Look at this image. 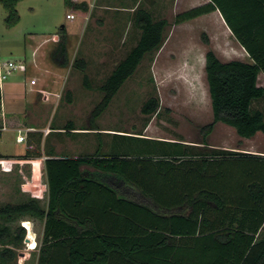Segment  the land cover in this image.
Segmentation results:
<instances>
[{
  "label": "trees",
  "instance_id": "1",
  "mask_svg": "<svg viewBox=\"0 0 264 264\" xmlns=\"http://www.w3.org/2000/svg\"><path fill=\"white\" fill-rule=\"evenodd\" d=\"M20 1L0 0L12 22L20 19ZM74 7L88 9L86 4ZM215 10L255 62L223 61L213 49L206 52L214 121L203 131L206 137L222 122L240 137L252 138L264 132V112L252 108L254 100L264 96L259 85L264 58L241 36L238 24L249 15L250 23L264 27V0H210L177 14L175 23ZM135 25L141 31L138 43L105 79L102 98L89 116V129L99 137L97 119L146 55L162 47L170 21L156 20L140 8ZM58 35L51 57L56 65L68 67L65 25ZM204 39L209 43L207 35ZM74 66L85 71L87 62L80 58ZM84 79L90 87L87 74ZM159 107V98L153 96L142 112L153 114ZM68 128L76 129L73 122ZM43 140V131L29 132L24 157L43 156ZM171 148L158 156L95 153L46 159L48 205L41 206L37 199L0 205V263L16 260L24 227L32 237L31 221L17 229L9 224L28 214L45 221L37 264H264V156L215 149L194 155L182 142H171ZM1 218L8 224H1Z\"/></svg>",
  "mask_w": 264,
  "mask_h": 264
},
{
  "label": "rangeland",
  "instance_id": "2",
  "mask_svg": "<svg viewBox=\"0 0 264 264\" xmlns=\"http://www.w3.org/2000/svg\"><path fill=\"white\" fill-rule=\"evenodd\" d=\"M69 3L68 6L66 0H21L17 5L20 14L17 22L8 19L7 8L0 4V58L4 61L19 60L27 48V64H32L34 44L39 45L43 35L58 32L63 23L76 32L75 36L69 38L71 63L68 67H60L53 62L51 54L58 41L52 40L38 54L48 72L31 68L25 77L23 73L16 72L2 85L4 98L12 99L15 108L27 110V118L22 116L24 110L18 112L24 123L38 127L48 125L46 128L51 129L46 144L53 139L69 143L73 138L89 143L75 147V150L61 148L54 150V153L158 156L171 151V142H182L194 155L202 151L211 153L215 149L264 156V132H258L252 138H242L235 128L217 122L212 133L205 137L204 126L214 121L209 86L203 69L205 54L213 49L217 54H222L220 58L223 61L237 56L234 48L229 47V42H221L220 36L216 38L213 16L175 23L180 8L176 4L171 8L165 1L161 4L155 1L152 5L151 0H95L94 7L87 10ZM140 8L153 11L155 18H167L170 21L164 44L146 55L136 72L126 80L109 107L97 119L102 132L100 138L93 130L73 134L68 124L73 122L74 126H89V116L102 98L100 87L110 75L108 73L138 43L141 31L135 25V16ZM70 11L76 12V19L66 18V13ZM57 19L61 20L59 24H55ZM204 35L208 36L209 43ZM82 57L89 65L85 71L74 66V62ZM85 74L90 79V87L85 85ZM32 77L38 78L36 88L42 86L47 77L45 86L48 84L50 88L57 89L56 94L44 100L41 94L38 96L31 90L20 91L22 94L18 96L14 87L7 88L12 82H20V89L25 83H28V87L32 86ZM259 85L264 86L263 72L259 75ZM58 94L60 97L56 96ZM70 95L72 101H69ZM153 96L159 98L160 107L153 114H144L142 107ZM252 108L264 112V96L254 100ZM16 136V131L6 132L0 151L25 154L28 139L21 143L17 142ZM17 163L9 172L0 166V205L24 203L40 195L38 201L45 207V191L44 194L42 192L45 188L44 174L42 177L39 168L36 165L33 167L30 162L25 165ZM20 167L22 171H19ZM34 169H37L36 173ZM22 186L27 189H22ZM32 186L37 191L33 192ZM23 219H31L34 226L29 241L26 238H29L30 232L24 227ZM1 224L8 222L1 218ZM9 224L13 229L19 226L26 229L25 239L16 248L17 258L12 264H37L43 239V220L27 214L16 216Z\"/></svg>",
  "mask_w": 264,
  "mask_h": 264
},
{
  "label": "crops",
  "instance_id": "3",
  "mask_svg": "<svg viewBox=\"0 0 264 264\" xmlns=\"http://www.w3.org/2000/svg\"><path fill=\"white\" fill-rule=\"evenodd\" d=\"M155 1H157L159 4H161L163 1L168 2V5L171 8H172V6L174 4H176L180 8V13H182V12H185V11H187L189 9L197 7L199 5L205 4V3L209 2L210 0H174V3H172L173 0H151L152 5L155 4ZM150 13L152 14L153 17L155 16L153 11L150 12ZM205 16H213L214 17L215 28L213 29V32H214V34H216V38H217V36H220L219 38H220L221 42L222 41H224V42L227 41V42H229V47L234 48V51H236L234 53L237 54L235 59H239V60H242L244 62H249V63L255 62V59L252 57V55L249 53V51L246 49V47L239 41V39L233 33L232 29L226 23V21H225V19H224V17H223V15H222L220 10H215V11H213L211 13H207V14H204V15L199 16V17H205ZM199 17H197V18H199ZM246 17L247 18L243 19L244 21H240L241 23L238 24V28H239L240 34H241V36L243 38H246V39L249 40L250 45L252 46V48L256 52H260V53L262 52V58H264V27H263V25H257V24L250 23L249 20H247V19H250L249 15H247ZM197 18H195V19H197ZM154 19L157 20V19H161V18H155L154 17ZM255 19H259L258 16H255ZM59 22H61V20L57 19L55 24H59ZM62 25H65L67 27V30L69 32V38L76 35V32H74V30L73 31L70 30V28L68 27L67 23H63ZM31 34L33 35V33H31ZM43 36H44V38H43V40L41 41V43L39 45H37V44L35 45L34 44L35 48L32 50V54H31L33 63L32 64H27L28 65V70L31 69V68L32 69L33 68H37L39 70H43L45 72H48V69H46L44 67V65H42V61L39 60L38 54H39L40 49L42 47H44V45H46L47 42L52 41V40L55 41L54 37H59V35H58V32H56V33H53L51 35H43ZM30 41L32 42V40H30ZM0 55H1V47H0ZM217 55L219 57H222V54H219V52H218ZM82 58L85 59V57H82ZM19 60L25 61L26 63L28 62V51H27V48H26V51L24 52V55L20 56ZM203 61H204L203 62V69H204V72H205V63H206L205 57H204ZM86 62H87V67H86V69H87L89 67V65H88V61L87 60H86ZM115 67L112 69V71L115 69ZM112 71L110 73H108V74H111ZM27 72L23 73L22 75L25 77ZM56 75L60 76L58 73ZM107 77H108V75H107ZM34 78L37 79V83L36 84H31L30 83L32 86L28 87V83L27 84L25 83L24 86L20 89L19 88L20 82H12V84L10 86L8 85L7 88H11V87L13 88L14 87L15 88V93H16V95L18 94V96H20V94H22V93H20V91L27 92L28 90H31L32 92H36L38 96L40 94L42 95L41 90L52 92V94H54L56 92L57 89L50 88L49 86H47L48 84H46V86H45V83H48L47 80H46L47 77L45 79V83L42 86H39L38 88H36V86L38 85V78L37 77H32L31 79H34ZM0 87L2 88V85ZM2 92H3V88H2ZM38 96H37V98H38ZM50 97L48 99H50ZM2 98H3L4 104H5L6 117H7L9 126H10V129L8 131H16V129L19 128V127H22V128L33 127L36 130H40V131L44 132L46 126H48V125L38 127L37 125H34V124H29V123L26 124V123H24L22 121V117L21 118L19 117V115H18L19 113L18 112L24 110L25 113H22V116L27 118V115H28V114H26L27 110L25 108H23V110H21L19 108H15V103H13L12 99H8V97L4 98V94H2ZM42 98L44 100H46L45 95L44 96L42 95ZM74 127L76 129H70V131L73 134H77V133L83 134V133H87V132L92 131V129H89V126L88 127L87 126H85V127L81 126L80 127V126L75 125ZM53 130H56V129H53ZM8 131H6V132H8ZM93 131H95V130H93ZM6 132H3V133L0 134V147L3 144L1 141L6 137ZM49 135H50V133H48V135L44 133V140H43V145H42L43 156H41V157L26 158V157H24L25 154H23V153L22 154H15V153H5V152L0 151V157L8 156V157H16V158H18L17 161H16V162H18L17 163L18 165H23L24 163L26 164V163L30 162V163H32L33 167H34V165H36V168H39V174L42 175V177H43V174L45 176V179H44L45 188H43L42 192L44 194V191H45L44 196H45V199H46V203H45L46 206L48 205V202H49V187H48V179H47L46 163H45L46 159L52 158V157L53 158L84 157L83 155L76 154V152H74L73 155H70V154L61 155V154H58V153H54V150H61V148H67V149L75 150V147L78 148V147H81V146L89 144L87 142V140H81V139L77 140V139H74V138L71 139L69 141V143L59 142V141H56L55 139H53V140L48 141V143L46 144V139L49 137ZM49 142L51 143L50 145H49ZM48 145H49V149H48ZM19 169H20L19 171L23 170V168H21V167ZM36 171H37V169L33 170L34 173H36ZM24 188L27 189L26 186L25 187L22 186V189H24ZM31 189L33 190V192L37 191V188H35V186H32ZM37 197H40V195H37L36 198ZM37 200H39V198H37ZM31 219H23L22 221H25V220L31 221ZM44 223H45V221L43 220V230H44Z\"/></svg>",
  "mask_w": 264,
  "mask_h": 264
},
{
  "label": "built area",
  "instance_id": "4",
  "mask_svg": "<svg viewBox=\"0 0 264 264\" xmlns=\"http://www.w3.org/2000/svg\"><path fill=\"white\" fill-rule=\"evenodd\" d=\"M70 2L73 4V7L75 5H80V4H86L88 8H92L95 5V0H70ZM80 8V7H79ZM84 10L83 8H80ZM66 18L73 20L77 18V14L74 11H70L66 13ZM55 40L58 41L59 37H54ZM28 71V65L25 61L22 60H2L0 58V84L4 85L5 80L9 79L14 73L19 72V73H26ZM31 84H36L37 79H31L30 81ZM1 88V87H0ZM2 89V88H1ZM42 95L46 97V100L52 96L55 95L56 93L52 94V92H48L45 90H41ZM60 97V94L56 95ZM10 129L7 117H6V109H5V104L3 101V98L0 100V134L3 132H6ZM36 129L33 127H19L16 129L17 132V142H27L28 134L31 131H35ZM51 129L45 128L44 133L48 134L50 133ZM16 158L14 157H0V166L2 169L5 171H11L14 168V164L16 163Z\"/></svg>",
  "mask_w": 264,
  "mask_h": 264
},
{
  "label": "water",
  "instance_id": "5",
  "mask_svg": "<svg viewBox=\"0 0 264 264\" xmlns=\"http://www.w3.org/2000/svg\"><path fill=\"white\" fill-rule=\"evenodd\" d=\"M28 241L30 240L29 238H26Z\"/></svg>",
  "mask_w": 264,
  "mask_h": 264
}]
</instances>
